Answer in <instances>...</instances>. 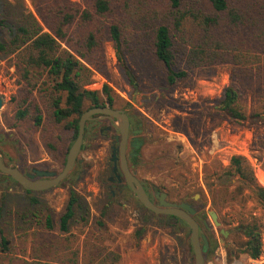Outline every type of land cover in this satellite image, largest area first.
<instances>
[{"label":"trees","instance_id":"16d2710c","mask_svg":"<svg viewBox=\"0 0 264 264\" xmlns=\"http://www.w3.org/2000/svg\"><path fill=\"white\" fill-rule=\"evenodd\" d=\"M29 1L37 18L21 5L19 12L15 10L17 23H10L6 13L0 16V34L7 37L2 41L0 36V53L9 58L8 67L14 69L19 86L17 96L11 98L16 105L14 124L8 127L29 123L47 152L58 153L63 143L74 141L83 112L107 105L113 108L114 97L107 84L100 92L85 89L93 70H104L105 41L112 42L123 75L134 90L138 76L130 61L148 52L162 66L167 89L188 80L194 70L229 65L231 82L214 101L217 112L213 116L235 121L264 118V0ZM3 5L12 10L9 2ZM246 91L250 92V113ZM234 177L239 184L229 192ZM219 178L226 181L221 184L222 197L240 199L243 204L250 200L264 208V189L245 158L231 157ZM79 203L71 190L57 229L47 214L43 225L49 234H41L19 250L2 224L7 205L2 195L0 264H106L107 228L101 218L82 242L69 230L75 208L82 209ZM112 203L108 201V206ZM108 206L100 216L107 214ZM227 231L238 247L227 250L229 262L240 255L259 259L262 225L256 219L241 220ZM143 233L141 228L133 237L139 240ZM208 244L204 257L218 247L217 240L209 238Z\"/></svg>","mask_w":264,"mask_h":264},{"label":"rangeland","instance_id":"374dc122","mask_svg":"<svg viewBox=\"0 0 264 264\" xmlns=\"http://www.w3.org/2000/svg\"><path fill=\"white\" fill-rule=\"evenodd\" d=\"M5 1L11 4L12 10L3 5ZM70 1L83 3V0ZM20 5L37 18L29 0H4L0 16L6 13L10 23H17L19 16H15V10L19 12ZM0 36L6 41L5 33ZM103 52L104 70H93L91 82L85 89L100 92L107 84L112 89L113 108L140 118L144 142L135 157V171L152 200L157 202L155 192L164 193L168 202H186L202 211L205 224L200 228V235L218 243L214 252L204 257L205 264H264V208L250 200L246 204L240 199L232 201L220 193L221 184L226 181L219 176L233 156H241L250 163L258 185L264 189V118L235 121L213 116L217 112L214 101L231 82L230 66L216 64L208 69L194 70L188 80L167 89L163 87L162 66L148 52L130 61L138 76L134 90L123 75L112 42H104ZM8 59L0 53V96L3 100L0 154L6 164L16 166L22 173L32 168L58 173L73 140L63 143L58 153H50L41 144L39 134L29 129V123H17L14 129L8 127L14 124L16 110L11 98L19 91ZM246 92L250 113V92ZM107 138L97 133L94 138H84L78 156L81 163L76 164L56 187L45 191L26 193L27 190L0 173V199L2 195L7 198L2 224L17 248L29 247L41 234H49L43 225L47 214L57 229V220L72 190L82 209L75 208L69 230L82 242L101 218L107 228L103 243L108 253L106 264H194L186 224L145 210L130 193L124 196L125 208H122V193L116 199L109 198L111 149ZM238 184V178L234 177L228 184L229 192ZM110 200L113 203L108 206ZM106 206L107 214L102 217L100 213ZM208 210L216 213L220 227L213 224L206 214ZM29 211L35 213L32 215ZM251 219L262 225L261 256L251 260L240 255L229 262L227 250L236 251L238 247L219 230L227 231L239 221ZM141 228L144 233L137 240L133 235Z\"/></svg>","mask_w":264,"mask_h":264},{"label":"water","instance_id":"95a60500","mask_svg":"<svg viewBox=\"0 0 264 264\" xmlns=\"http://www.w3.org/2000/svg\"><path fill=\"white\" fill-rule=\"evenodd\" d=\"M2 104L3 100L0 96V109L2 108ZM99 115L109 118L114 122V126L119 131L121 138L118 148H111L112 158L110 162L115 164L113 173L116 174V178L120 181L123 176L126 182V187L130 188L139 204L151 213L156 215L172 216L186 224L189 229L188 236L193 253L194 264H205L204 254L208 250L209 245L207 239L200 236L199 222L203 221L202 216L197 214L196 210L188 203L182 202L177 204L168 202L164 193H160V196L155 197L157 199L156 203L152 202L149 199L142 183L138 181V179H136L129 171L125 156L126 141L129 131V119L128 115L124 111L104 106L91 108L83 112L78 122L77 136L68 149L65 164L62 170L58 173L53 171L35 170L33 175H26L16 166L6 164L1 154L0 173L9 177L24 190L30 192L45 191L56 187L70 174L76 163H81V160H78V156L83 148L85 123ZM116 152H118V158H116ZM116 160L119 162L121 175L117 173ZM206 214L211 218L215 226L220 227L217 215L213 210H208ZM219 232L224 238L228 236V231L226 230L220 229Z\"/></svg>","mask_w":264,"mask_h":264},{"label":"flooded vegetation","instance_id":"af4514ba","mask_svg":"<svg viewBox=\"0 0 264 264\" xmlns=\"http://www.w3.org/2000/svg\"><path fill=\"white\" fill-rule=\"evenodd\" d=\"M113 109H115V108H113ZM116 110L123 111L122 109H116ZM127 115H128V119H129V131H128V138H127V141H126V149H125L126 162H127L128 169L131 172V174L136 179H138L136 177V171H135V169H136V167H135L136 166L135 157H136V155L138 153V150H139L140 146L144 142V139H143V128H142L143 125H142L141 120H140V118L138 116L130 115V114H127ZM96 133L99 134L100 136H108L109 137L107 139L110 142V149L112 147L118 148L121 138H120V135H119V131L116 129V127L114 126V122L111 119L99 115V116L94 117V119L88 120L85 123V126H84V138H88V137L94 138L96 136ZM84 138H83V140H84ZM118 157H119L118 156V152H116V158H118ZM111 158H112V149H111ZM76 164H78V163H76ZM110 164H111V168H110V172L109 173H110L111 176L108 178V182H109V184H110V186L112 188V190L110 191L111 197H112V199H116L122 193V208H125L126 205H127V202H125L126 199H124V196L126 194H128V193L132 194L133 196H134V194L130 190V188L126 187V182H125L123 176L121 177L120 181L116 178V174L113 173V168H114L115 164L113 162H111ZM116 167H117V173L121 175V172H120V169H119L118 160H116ZM35 170L36 169L32 168V169H30L29 171H27L24 174L33 175ZM138 181H140V180L138 179ZM142 185H143V183H142ZM143 187H144L149 199L152 202H154L152 200L151 195L149 194L148 190L145 188L144 185H143ZM154 196L155 197L156 196H160L159 192H155ZM123 199L125 201H123ZM166 200H167V195H166ZM184 203H186V202H184ZM139 205H141V204H139ZM136 207H138V205H136ZM194 209L196 210V213L200 214L202 216V218H203L202 211L201 210H197L196 208H194ZM204 224H205V222H204V218H203V221L199 222V230H200L201 227L204 226ZM200 236L203 237L202 235H200ZM207 241L209 242V238L207 239Z\"/></svg>","mask_w":264,"mask_h":264}]
</instances>
